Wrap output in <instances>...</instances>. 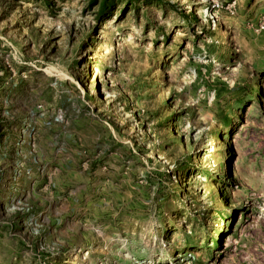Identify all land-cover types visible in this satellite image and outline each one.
Returning a JSON list of instances; mask_svg holds the SVG:
<instances>
[{"label": "rangeland", "instance_id": "rangeland-1", "mask_svg": "<svg viewBox=\"0 0 264 264\" xmlns=\"http://www.w3.org/2000/svg\"><path fill=\"white\" fill-rule=\"evenodd\" d=\"M0 264H264V0H0Z\"/></svg>", "mask_w": 264, "mask_h": 264}]
</instances>
